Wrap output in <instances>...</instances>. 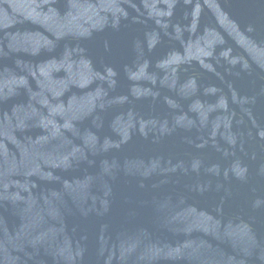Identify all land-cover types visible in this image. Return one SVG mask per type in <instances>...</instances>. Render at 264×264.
Here are the masks:
<instances>
[{"label": "water", "instance_id": "water-1", "mask_svg": "<svg viewBox=\"0 0 264 264\" xmlns=\"http://www.w3.org/2000/svg\"><path fill=\"white\" fill-rule=\"evenodd\" d=\"M0 264H264V0H0Z\"/></svg>", "mask_w": 264, "mask_h": 264}]
</instances>
